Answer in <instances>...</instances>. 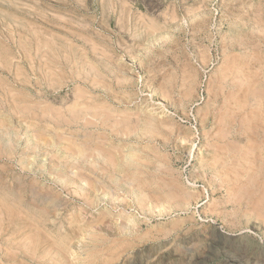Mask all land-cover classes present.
<instances>
[{
  "label": "rangeland",
  "instance_id": "1",
  "mask_svg": "<svg viewBox=\"0 0 264 264\" xmlns=\"http://www.w3.org/2000/svg\"><path fill=\"white\" fill-rule=\"evenodd\" d=\"M0 264H264V0H0Z\"/></svg>",
  "mask_w": 264,
  "mask_h": 264
}]
</instances>
